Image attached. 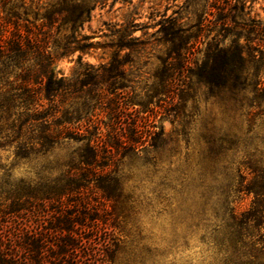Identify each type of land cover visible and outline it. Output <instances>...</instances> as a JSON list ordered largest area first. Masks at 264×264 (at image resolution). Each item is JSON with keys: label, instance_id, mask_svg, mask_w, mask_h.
Instances as JSON below:
<instances>
[{"label": "trees", "instance_id": "1", "mask_svg": "<svg viewBox=\"0 0 264 264\" xmlns=\"http://www.w3.org/2000/svg\"><path fill=\"white\" fill-rule=\"evenodd\" d=\"M109 1L119 0H0V148H14L20 161L73 147L56 177L10 183L5 171L0 264L115 263L120 242L107 237L115 225L107 211L92 212L90 197L112 201L115 210L124 193L120 166L161 147L163 129L151 120L155 99H183L204 87L212 96L250 100L251 122L264 115V22L237 23L247 0H206L190 26L172 16L159 23L167 57L144 93L133 87L131 52L144 45L132 37L134 25L111 31L117 42L108 46L83 34ZM199 44L204 49L192 61ZM100 47L116 48L107 63L83 60ZM124 50L130 53L121 56ZM75 54L71 76L57 75L56 61ZM186 71L188 80L179 82ZM242 166L248 175H240L236 192L254 200L240 214L229 210L213 243L222 264H264V170L251 160Z\"/></svg>", "mask_w": 264, "mask_h": 264}, {"label": "rangeland", "instance_id": "2", "mask_svg": "<svg viewBox=\"0 0 264 264\" xmlns=\"http://www.w3.org/2000/svg\"><path fill=\"white\" fill-rule=\"evenodd\" d=\"M205 1H109L93 11L83 34L108 46L117 42V36H109L111 31L117 33L134 25L132 37H138L144 45L131 52L134 79L139 82L133 87L144 93L152 89L153 74L167 57L168 45L157 32L159 23L172 16L190 26L197 21ZM258 20L264 22V0H247L245 14L237 23L252 26ZM240 43L245 41L241 39ZM194 47L192 61L200 58L204 49L200 44ZM115 50L100 47L81 55L85 62L98 66L107 63ZM126 53L130 51H122L121 56ZM78 55L58 59L54 65L57 75L71 76ZM179 75L183 83L190 76L187 71ZM251 104L250 100L227 95L212 96L204 87H197L194 96L185 94L183 99L154 100L151 120L163 129L161 147L127 159L120 166L124 193L115 210L112 201L90 197L91 211H107L109 216L105 218L115 225L112 232H107V237L120 242L114 264H222L213 243L215 231L231 208L240 214L254 200L253 194L236 192L240 175H248L242 164L256 161L264 170V115L253 122L248 120L249 111H256ZM72 148L57 147L45 157L20 161L14 148H0V184L5 183L6 170L10 183L37 181L40 175L56 177ZM93 238L99 243L98 237Z\"/></svg>", "mask_w": 264, "mask_h": 264}]
</instances>
